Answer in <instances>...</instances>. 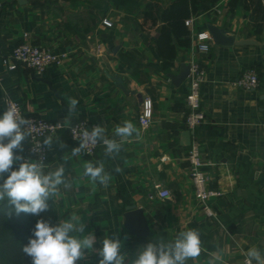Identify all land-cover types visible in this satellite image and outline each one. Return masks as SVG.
Masks as SVG:
<instances>
[{
    "label": "crops",
    "instance_id": "crops-1",
    "mask_svg": "<svg viewBox=\"0 0 264 264\" xmlns=\"http://www.w3.org/2000/svg\"><path fill=\"white\" fill-rule=\"evenodd\" d=\"M147 1L124 5L114 0H0L2 52L28 34L29 42L66 54L42 76L23 67L8 69L0 59V112L10 98L25 114L65 124L79 119L101 124L109 137L125 121L137 129L138 135L123 142L115 159L105 157L98 147L92 156L70 159L71 149L78 144L65 132L52 134L48 164L67 160L72 182L56 203L50 200L53 223L67 219L70 212L81 214L84 234H95L96 247L105 236L116 234L129 257L150 240H172L178 232L194 228L201 234L203 251L188 264H207L210 254L218 257L216 264H246L247 248L264 243V30L255 33L253 17L242 2L229 11L228 0H218L211 11L193 16L192 27L187 26L190 45L176 44L174 63L167 71L157 47L161 23L152 24L143 17ZM161 2L166 6L170 0ZM104 19L112 25H105ZM209 24L252 43L226 46L211 39L210 50L199 53L196 34H209ZM193 61L205 69L201 103L206 115L194 135L185 125L187 78L177 85L170 76ZM248 69L256 70L258 85L251 89L234 85ZM72 98L79 104L69 116ZM146 98H151L154 113L143 130L138 117ZM56 138L66 145L64 149ZM193 141L206 162L210 185L223 193L209 201L214 217L203 210L189 178L187 153ZM26 148L27 143L25 152ZM88 161L104 162L111 173L108 187L83 176ZM117 167L120 172L115 171ZM156 185L171 195L157 196ZM129 206L142 210L147 236L126 227ZM98 259L92 253L80 264H98Z\"/></svg>",
    "mask_w": 264,
    "mask_h": 264
},
{
    "label": "clouds",
    "instance_id": "clouds-1",
    "mask_svg": "<svg viewBox=\"0 0 264 264\" xmlns=\"http://www.w3.org/2000/svg\"><path fill=\"white\" fill-rule=\"evenodd\" d=\"M78 104L76 98L70 100L67 106L69 116L76 113ZM145 107L150 108V103ZM134 133L138 135L130 121L117 125L112 137L107 134L106 126L92 125L90 130L84 129L73 136L79 143L71 149L69 158H79L98 147L105 157L115 159L123 142ZM35 134L31 120L21 115L14 103H8L0 112V202H7L11 209L9 216L39 217L27 244L22 247L30 264H80L92 253L99 257L98 264H188V261L200 257L203 251L201 234L194 228L178 232L172 240H150L137 249L134 257H129L122 252L123 244L116 234L105 236L99 242L100 247H96L95 234H84L86 225L81 214L70 212L67 219H60L57 223L44 219L41 214L49 210V201L56 203V198L62 196V189H70L72 182L67 175V160L52 166L46 163V153L54 144L52 134L31 144L30 155L24 154L25 144ZM56 140L60 149L66 147L59 138ZM115 171L121 169L117 167ZM83 176L105 188L111 181V173L106 171L102 161L86 162ZM88 212L91 216L92 212ZM217 258L210 254L207 264H216ZM245 259L247 264H264V243L248 247Z\"/></svg>",
    "mask_w": 264,
    "mask_h": 264
},
{
    "label": "built area",
    "instance_id": "built-area-1",
    "mask_svg": "<svg viewBox=\"0 0 264 264\" xmlns=\"http://www.w3.org/2000/svg\"><path fill=\"white\" fill-rule=\"evenodd\" d=\"M103 23L107 26H111L112 23L104 19ZM185 24L188 27H192L193 16L185 20ZM28 34H24V40L16 44L8 52H2L0 50V59L2 64L8 69H18L23 67L30 73L42 76L52 64H60L66 57L65 53H56L51 47L41 46L33 44L27 40ZM197 49L199 53H207L211 46V36L207 32H199L196 34ZM205 69L198 61H193L190 64L189 74L187 76L188 90L185 97L188 110L185 114V125L188 130L194 135L197 126L203 123L206 119L205 112L201 103V84L204 80ZM259 76L255 69H248L241 73L234 81L233 84L244 89H251L258 85ZM8 103H14L18 108L21 115L29 118L34 126V132L36 133L27 143L25 155H30L29 149L31 144H35L41 140L44 135L57 134L59 132H65L70 140L79 143L78 140L73 139L74 135H78L80 131L84 129L90 130L92 125H89L85 120H75L68 124L60 121H52L44 119L34 114H25L22 107L18 102L13 99L7 98L5 100V107ZM146 103H150V108L145 107ZM147 113V114H146ZM153 102L151 98L143 100L141 110L139 113V124L141 129L145 130L149 127L153 117ZM97 147L90 150L86 155L92 156L95 154ZM35 159V157H33ZM187 160L190 164L189 178L191 180L195 195L200 202L205 213L214 217L215 212L211 208L209 201L213 198L221 196L223 193L221 190L214 188L210 185L208 177L204 171L206 164L204 158L201 155L200 149L196 141H193L188 153ZM46 163H48V157L46 153ZM157 196L165 198L171 195V192L156 185ZM247 264V262H246Z\"/></svg>",
    "mask_w": 264,
    "mask_h": 264
},
{
    "label": "trees",
    "instance_id": "trees-1",
    "mask_svg": "<svg viewBox=\"0 0 264 264\" xmlns=\"http://www.w3.org/2000/svg\"><path fill=\"white\" fill-rule=\"evenodd\" d=\"M117 3L129 5L136 0H114ZM218 0H170L164 6L161 0H149L143 8V17L152 24L160 22L157 35V47L164 70H169L176 56V44L190 45V30L185 20L203 12L211 11ZM239 2L243 8L250 11L253 17L255 33L264 30V0H228L229 11H234ZM11 211L7 202L0 204V264H30L22 252L27 244L31 229L39 217L21 214L9 216ZM44 219L53 222L52 207L42 213Z\"/></svg>",
    "mask_w": 264,
    "mask_h": 264
},
{
    "label": "water",
    "instance_id": "water-1",
    "mask_svg": "<svg viewBox=\"0 0 264 264\" xmlns=\"http://www.w3.org/2000/svg\"><path fill=\"white\" fill-rule=\"evenodd\" d=\"M207 29L209 31V34L211 36V39L215 44L218 45H243V44H249L252 43V41L247 40H236L235 36L231 33H228L223 28H220L218 26L209 24L207 26ZM189 68L190 64H184L181 66L180 72L176 75H170L172 78V81L179 85L181 82L186 80L188 74H189ZM184 136H186V139L188 141V144L190 142V132L186 131L184 133ZM125 225L126 227L133 233L139 235V236H147L149 234V227L147 225L146 218H144L142 210L136 208L135 206H129L127 207V212L125 214Z\"/></svg>",
    "mask_w": 264,
    "mask_h": 264
},
{
    "label": "rangeland",
    "instance_id": "rangeland-1",
    "mask_svg": "<svg viewBox=\"0 0 264 264\" xmlns=\"http://www.w3.org/2000/svg\"><path fill=\"white\" fill-rule=\"evenodd\" d=\"M49 203H50V208H51V202L49 201ZM50 208H49V210H50Z\"/></svg>",
    "mask_w": 264,
    "mask_h": 264
}]
</instances>
